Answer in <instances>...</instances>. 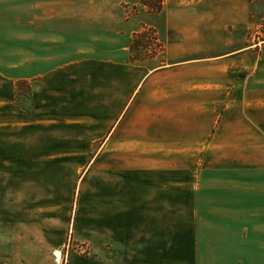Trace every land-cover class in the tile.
<instances>
[{
	"label": "crops",
	"instance_id": "crops-1",
	"mask_svg": "<svg viewBox=\"0 0 264 264\" xmlns=\"http://www.w3.org/2000/svg\"><path fill=\"white\" fill-rule=\"evenodd\" d=\"M104 1L95 0L104 15L89 0L39 5L33 54L22 36L11 43V32L0 34L9 39L0 45V152L8 170L37 177L1 188L3 199L53 206L67 165L83 171L66 188L73 197L81 191L71 231L88 245L86 257L74 253L67 264H264V206L253 227L246 198L253 175L264 182V77L251 81L264 63V27L250 33L264 0H164L147 19H126L119 3ZM141 21L163 42L159 56L131 57ZM17 80L29 82L28 110L27 99L14 103ZM253 95L262 97L258 123L247 111ZM12 158L34 166L15 168ZM226 171L235 176L224 188L234 195L242 183L244 201L221 208L204 191L231 178ZM44 219L37 215L34 244L22 241L16 252L55 255L61 243Z\"/></svg>",
	"mask_w": 264,
	"mask_h": 264
},
{
	"label": "rangeland",
	"instance_id": "rangeland-1",
	"mask_svg": "<svg viewBox=\"0 0 264 264\" xmlns=\"http://www.w3.org/2000/svg\"><path fill=\"white\" fill-rule=\"evenodd\" d=\"M55 0H0V34L5 33L8 35L10 32L12 33V40L16 38V36H22V39H25L27 41L28 45V52L30 54H33L34 52H37V48H39V5H46L51 6V4ZM77 3V5L82 4V1L84 0H73ZM90 3L93 5L91 10L93 14L96 15H104L102 10L104 9L101 6H96L98 4L95 3V0H89ZM119 3V4H118ZM101 4V3H99ZM104 5H119V9L122 11L123 17L128 19L129 17H133V14H137L138 19H147V17L153 16V13L148 12L145 8H142V6L139 4L138 0H106L103 2ZM102 4V5H103ZM122 8V9H121ZM256 13H259L260 11L256 9ZM252 13L250 18L253 22V27L250 31V33L257 37L256 31L260 30L262 27H264V17L260 19L257 18L259 14ZM148 21H146L147 23ZM4 23L6 25H4ZM142 25L144 26V22ZM260 23L262 25H260ZM259 24V25H258ZM135 25L132 23V26ZM258 25V26H256ZM145 30H141V34L143 33V40L140 43V47L134 48L133 55L136 56V54H146V56L153 55V56H159L161 54V50L158 49L155 53H152L148 51L150 50V46L147 43L149 38L151 37L150 34L153 35L151 30H154L153 28H149V26L145 25ZM136 29H140V26L138 25ZM142 29V27H141ZM155 31V30H154ZM134 33V31H133ZM132 33V36H133ZM173 35H171L172 37ZM255 37V41H256ZM9 39H3L0 38V45H3L4 41H8ZM257 42V41H256ZM163 43V42H161ZM148 44V45H146ZM139 45V44H138ZM12 48L14 45L12 44ZM7 49V45H6ZM259 46H257L254 50H258ZM259 52L261 53L262 57L264 58V46L261 48ZM264 77V63L261 65L258 64L256 68V72L254 73V77L251 79L252 83L253 81H258L259 78ZM255 78V79H254ZM253 106L252 109L247 108V111L249 112L250 119H252L254 122L259 121V118L263 115V110H261L260 104L261 101L260 95L257 97L256 95H253ZM259 145V143H257ZM258 148H253V151H258ZM256 156V155H255ZM253 163H255V160H258V158L253 157L252 158ZM8 160L4 155L3 152H0V264H67L70 256H72L74 253H78L81 257H86L88 252V245L87 243L80 242L73 239V233L71 231L72 224L71 219L75 210V203L76 200L81 193L80 189L78 192V196L76 192L74 191V197L71 196L72 190H69L66 188V181L69 180V178L73 177L75 178V181L79 183L83 180V171L80 170L79 173H76L73 175L69 171H67V165L61 166V173L58 175L60 177V186L58 190L54 191L55 195V203L53 206L48 207L44 206L41 210H39V206H36L33 202L29 200L28 204L26 205H17V204H9L5 199H3L4 190L1 188H10L14 187V184H18L20 182L25 181H34L37 177L36 174H27V175H21L19 172H11L8 166ZM222 160V159H221ZM243 161V159H240ZM234 162V160H231ZM258 162V161H257ZM234 163L237 164V161ZM227 162L225 163V165ZM224 165V166H225ZM15 168H31L34 166L33 160L31 158H25V159H19V158H12V165ZM227 170V168H226ZM230 171V170H229ZM227 173V171H226ZM224 173V174H226ZM229 177L226 178V176H223V178L219 181H215L216 185L211 187H205L204 191V197L205 201L207 199H215V201H218L217 203L221 204V208H225L227 205V201L230 198H236L239 200L241 204H243L244 199L243 197V184H237V187L235 186V189H239L237 193L233 192L231 193L228 191V188L225 189L224 185H231V180L234 178L235 173L233 171L227 173ZM37 176H39L37 174ZM252 180L249 181L250 183L247 184L251 186V192L252 194L247 196V201L249 202V208L253 212V227L259 226V220L261 218V209H263L264 206V199L262 197V193L260 192V187L264 186V182L260 179L259 174H255L252 176ZM31 179V180H28ZM243 181L242 178L238 179L237 182ZM262 181V182H261ZM233 183V182H232ZM19 189H12L11 195L14 193H18ZM24 195L30 196V194L34 195L35 191H22ZM246 193H249L247 190ZM69 197L70 199L68 201H65L64 199L66 197ZM76 197V198H75ZM193 209L195 207H189V209ZM200 209L203 208L204 211L210 210V208H213L211 206L205 205L204 207H199ZM216 208V207H215ZM202 211V210H201ZM39 213L43 214L45 219L44 222H42L43 225H47V222H45L46 218L49 217V231L50 236H54V239L60 240V247L56 248L59 249L61 253V258L59 261L56 260V256L54 255V252L50 251L48 253H44L40 255L39 253H18L16 252L17 247L21 245V242L24 241L25 244L33 245L35 238L34 232L39 229V222L36 220L37 215L39 216ZM237 218V217H236ZM191 225V222H189V226ZM21 232L23 234H21ZM23 235V236H22ZM33 236V237H32ZM39 242V238L37 239ZM55 251V250H54ZM58 262V263H57Z\"/></svg>",
	"mask_w": 264,
	"mask_h": 264
},
{
	"label": "trees",
	"instance_id": "trees-1",
	"mask_svg": "<svg viewBox=\"0 0 264 264\" xmlns=\"http://www.w3.org/2000/svg\"><path fill=\"white\" fill-rule=\"evenodd\" d=\"M139 4L142 6V8H145L150 13H158L163 9L164 6V0H138ZM142 29L140 28L138 31L133 33V41L130 45V51L134 50V48H138L140 46V43L144 36L143 33L141 34V30H145L146 26L141 25ZM152 33H154V30H151ZM150 38L148 40V44H151V52L155 53L154 50L156 48H161L162 44L157 41V37L153 34H150ZM139 44V45H138ZM146 44V45H148ZM133 59H142L146 57V54H136V56L131 55ZM24 98L28 100V104L21 106L22 109L28 110L32 106V99H31V91H30V85L27 80H17L15 81V92H14V103L19 107L18 99Z\"/></svg>",
	"mask_w": 264,
	"mask_h": 264
},
{
	"label": "bare ground",
	"instance_id": "bare-ground-1",
	"mask_svg": "<svg viewBox=\"0 0 264 264\" xmlns=\"http://www.w3.org/2000/svg\"><path fill=\"white\" fill-rule=\"evenodd\" d=\"M55 256L57 257L58 260H60V258H61V253H60L59 250H57V251L55 252Z\"/></svg>",
	"mask_w": 264,
	"mask_h": 264
}]
</instances>
